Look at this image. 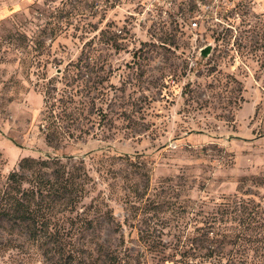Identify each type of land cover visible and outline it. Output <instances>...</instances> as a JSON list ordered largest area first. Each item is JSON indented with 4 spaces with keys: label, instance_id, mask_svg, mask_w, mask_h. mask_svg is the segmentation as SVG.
I'll return each instance as SVG.
<instances>
[{
    "label": "rangeland",
    "instance_id": "rangeland-1",
    "mask_svg": "<svg viewBox=\"0 0 264 264\" xmlns=\"http://www.w3.org/2000/svg\"><path fill=\"white\" fill-rule=\"evenodd\" d=\"M25 190L0 264H264V0H0V212Z\"/></svg>",
    "mask_w": 264,
    "mask_h": 264
},
{
    "label": "trees",
    "instance_id": "trees-1",
    "mask_svg": "<svg viewBox=\"0 0 264 264\" xmlns=\"http://www.w3.org/2000/svg\"><path fill=\"white\" fill-rule=\"evenodd\" d=\"M36 163V161H33L29 158H25L22 160V167L24 169H31V167ZM10 177L17 183H19V189L21 190L22 188V183H23V176L19 175L18 173L14 172L10 175ZM36 191L31 190V191H26L24 194L19 198V197H14L15 201L10 205V208H6V210H2L0 212V218L4 217L5 219H10V220H22V221H28L35 227L39 224L44 226L46 224V221H43V219H40L38 214H35V211L33 210L30 200L32 199L33 196H35ZM43 217V215H42ZM40 225V226H41ZM47 226V225H46ZM31 234L33 236H37L38 230L33 229Z\"/></svg>",
    "mask_w": 264,
    "mask_h": 264
},
{
    "label": "built area",
    "instance_id": "built-area-1",
    "mask_svg": "<svg viewBox=\"0 0 264 264\" xmlns=\"http://www.w3.org/2000/svg\"><path fill=\"white\" fill-rule=\"evenodd\" d=\"M162 1H165V0H162ZM191 25H192L193 29H196L200 25L199 17L196 16V18H193L192 22H191Z\"/></svg>",
    "mask_w": 264,
    "mask_h": 264
},
{
    "label": "water",
    "instance_id": "water-1",
    "mask_svg": "<svg viewBox=\"0 0 264 264\" xmlns=\"http://www.w3.org/2000/svg\"><path fill=\"white\" fill-rule=\"evenodd\" d=\"M211 51H212L211 48H208V49H206L205 54L207 55V54H209Z\"/></svg>",
    "mask_w": 264,
    "mask_h": 264
}]
</instances>
